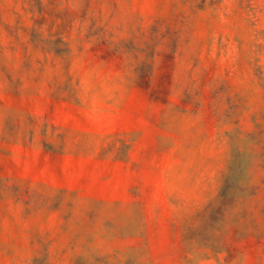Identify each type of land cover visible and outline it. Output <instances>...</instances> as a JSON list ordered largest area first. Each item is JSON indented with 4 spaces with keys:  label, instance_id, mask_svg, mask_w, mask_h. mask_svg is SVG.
I'll return each instance as SVG.
<instances>
[{
    "label": "rangeland",
    "instance_id": "rangeland-1",
    "mask_svg": "<svg viewBox=\"0 0 264 264\" xmlns=\"http://www.w3.org/2000/svg\"><path fill=\"white\" fill-rule=\"evenodd\" d=\"M80 2L73 72L67 9L0 0V264H207L224 228L226 259L264 264L262 0H238L242 16L225 0ZM164 42L156 87L141 62L118 90L109 69ZM224 125L213 186L208 141Z\"/></svg>",
    "mask_w": 264,
    "mask_h": 264
},
{
    "label": "clouds",
    "instance_id": "clouds-1",
    "mask_svg": "<svg viewBox=\"0 0 264 264\" xmlns=\"http://www.w3.org/2000/svg\"><path fill=\"white\" fill-rule=\"evenodd\" d=\"M43 3L46 7L53 10L54 12H61L63 13L65 9L68 10L69 14L74 17V24L72 29V58L73 64L71 71H75L78 66H80V56L82 54L77 53V44L83 41V34L81 33L80 41L76 39V28L80 26V21L78 19V13L82 4L80 0H53L50 4L49 0H43ZM2 7L7 10L10 5L4 3ZM178 7H180L178 5ZM224 7L227 9L229 15L232 14L233 10H236L241 16L243 15L242 12L238 9V0H225ZM261 7H264V0H262ZM180 10L184 11L186 15L189 17L191 13L188 11V6L184 5L180 7ZM201 16L207 15V13H201ZM55 19V16H53ZM60 21L57 20L56 24L59 25ZM220 23L221 24H228L229 20L225 19L223 15L220 16ZM55 30V29H54ZM227 42V41H225ZM264 42V41H262ZM165 43H161L160 46L156 48V55L154 57H147V54L140 55L137 53L138 59H133L130 55H125L123 61L120 64L119 70H111L109 69V76L110 78L117 82L119 85L118 90L122 92L131 91L132 89L136 88L139 73L134 71V69L138 66L141 62H147L153 64V71L151 72V80L153 87H156L157 81L159 77L163 73L164 69L162 67V60H163V53L166 52L168 49L165 47ZM85 51L88 46V43H83ZM234 47V46H233ZM147 57V58H146ZM260 64L264 66V53L260 54ZM107 67V66H106ZM179 83V81H178ZM186 86V85H185ZM195 85H193V90L195 89ZM182 89L177 90L174 86L172 95L170 97V102L168 108L171 109L176 101L177 98L181 96ZM225 131H231L230 125H224L221 127L218 132L211 137V140L208 141L211 144L213 150L208 152V157L210 158V162L208 164V169L211 170L210 172V183L213 186H216L221 178V175L225 168V163L227 160V153H228V143L226 138L224 137L223 133ZM219 137V138H218ZM215 177L213 180L212 178ZM215 192L210 190L207 198L209 200L213 199ZM210 247L208 249H204L205 252L208 253L212 259L207 261V264H238V260L240 264H255V261L251 259L247 252L241 253L237 259L228 260L226 257L228 256V246L232 244L231 240V233L227 228L215 231L212 234L210 240ZM214 249V251H213Z\"/></svg>",
    "mask_w": 264,
    "mask_h": 264
}]
</instances>
